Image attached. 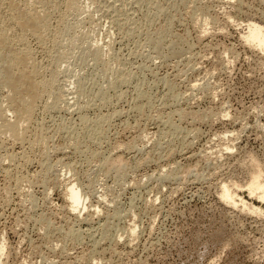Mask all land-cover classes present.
I'll return each instance as SVG.
<instances>
[{
	"label": "rangeland",
	"instance_id": "rangeland-1",
	"mask_svg": "<svg viewBox=\"0 0 264 264\" xmlns=\"http://www.w3.org/2000/svg\"><path fill=\"white\" fill-rule=\"evenodd\" d=\"M54 2L62 57L24 39L65 102L44 95L22 141L0 117V264H264V215L220 198L264 209V53L243 40L264 0Z\"/></svg>",
	"mask_w": 264,
	"mask_h": 264
},
{
	"label": "bare ground",
	"instance_id": "bare-ground-1",
	"mask_svg": "<svg viewBox=\"0 0 264 264\" xmlns=\"http://www.w3.org/2000/svg\"><path fill=\"white\" fill-rule=\"evenodd\" d=\"M37 1L38 5L41 3L42 7H44L40 8L45 10L44 14L41 13V11H38L42 15L36 12V6L33 7L31 5L32 7L29 6V8H23L28 4L26 3L25 6H20V3H18L19 0L18 2L17 0H1L0 3L1 9L3 8L2 10L4 11L3 14H0V86L9 91V94L7 93L8 95L6 97V108L3 109L0 104V117L1 119H6L5 114L7 113H11L14 116V122L3 120L4 122L2 121V125L5 129L4 131L12 134L13 139L18 141H22L26 137L28 126L32 122V117L36 110V105L44 95H48L47 97L52 99V105L50 108L53 109L58 108V103H61L60 100L64 98L62 95L54 93L56 89V76L50 74L47 78L44 77V72L41 71L42 69L40 70L42 67L36 64L31 50L25 44L26 42L24 38L26 35H29L31 38L36 40L40 46L42 45V48L46 49V54L52 57V59H60L62 57L60 53L55 56L52 54V49H50V47H55L58 44V34L56 30H53L54 32L49 35L50 24L48 19L50 11L48 10H54L57 5L54 0ZM55 11L57 12L58 10L55 9ZM57 13L60 21L59 23H62V21L65 20V11H58ZM47 36L50 38L49 41ZM163 37L164 36H159L157 38L159 41L156 40L157 43H162L164 41ZM46 40L49 42V45L52 44V46L50 45L48 49L45 47L47 45L45 44ZM243 40L246 45L250 46V48L252 47L256 50L258 49V51L264 53V28L256 24L249 25ZM62 101H64V99ZM23 123H27L25 127H23ZM259 168L254 164L252 170L253 172L251 173V176H249L250 181H248L246 187L250 195H255L258 200L264 202V183H261L259 180L261 176ZM65 195L67 198L68 208L71 210V213L82 210L84 208L83 203L86 199H88L87 195L84 196V194L81 193L77 184L68 187ZM237 197L238 196L232 189H229L227 186H223L220 194V198L223 202L230 204H236V202H239L245 210H248L252 214L260 216L264 215V209L247 206V204L241 200L236 201ZM79 207L82 209H79ZM3 247L2 249L0 248V253L2 254L4 252ZM1 257L2 255L0 256V259H2Z\"/></svg>",
	"mask_w": 264,
	"mask_h": 264
}]
</instances>
